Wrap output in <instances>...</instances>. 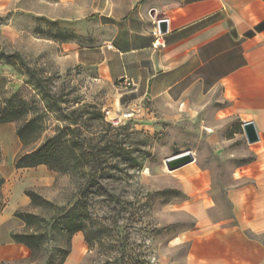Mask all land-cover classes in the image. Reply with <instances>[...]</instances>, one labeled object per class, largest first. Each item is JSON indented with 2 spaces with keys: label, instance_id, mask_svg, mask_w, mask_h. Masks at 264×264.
Instances as JSON below:
<instances>
[{
  "label": "rangeland",
  "instance_id": "374dc122",
  "mask_svg": "<svg viewBox=\"0 0 264 264\" xmlns=\"http://www.w3.org/2000/svg\"><path fill=\"white\" fill-rule=\"evenodd\" d=\"M87 19L88 0H0V114L24 126L21 153L68 125L80 127L74 136L86 139L91 151L88 161L71 159L62 138L53 161L85 167L54 170L39 164L18 170L5 184L0 175L1 210L12 202L21 205L18 211L39 217L34 228L19 217L8 227L38 229L43 237L37 252L23 244L3 263L60 264L64 258L62 264H188L190 242L200 227L185 207L206 202L217 206L210 210L212 219L228 216L230 176L256 155L238 118L210 121L198 134L179 125L156 132L141 126L138 109L123 100L117 84L72 58L70 43L76 39L67 21L84 31ZM133 110V116L125 115ZM193 125L197 128L198 121ZM185 150L195 160L168 170L166 158ZM203 174L210 189L190 197L186 185H202L194 177ZM87 180L88 193L82 195ZM28 190L39 197L32 201ZM79 226L82 230L73 232ZM5 233L0 230V238Z\"/></svg>",
  "mask_w": 264,
  "mask_h": 264
},
{
  "label": "crops",
  "instance_id": "0c3cea01",
  "mask_svg": "<svg viewBox=\"0 0 264 264\" xmlns=\"http://www.w3.org/2000/svg\"><path fill=\"white\" fill-rule=\"evenodd\" d=\"M67 22L74 61L117 84L149 132L179 125L198 134L210 121L238 118L246 138L243 124L255 123L259 140L247 142L256 156L230 176L229 215L212 219L217 206L206 202L185 207L200 227L187 261L264 264V0H88V29ZM156 31L165 45L155 44ZM18 129L15 120L0 121L4 184L22 169L15 166L24 144ZM194 178L202 185L188 182L190 197L210 189L208 175ZM20 207L10 202L0 211V263L23 246L8 227Z\"/></svg>",
  "mask_w": 264,
  "mask_h": 264
},
{
  "label": "trees",
  "instance_id": "16d2710c",
  "mask_svg": "<svg viewBox=\"0 0 264 264\" xmlns=\"http://www.w3.org/2000/svg\"><path fill=\"white\" fill-rule=\"evenodd\" d=\"M0 121H14L13 119H7L3 118V115L0 114ZM76 124V123H73ZM80 127H71V125H68L66 128L62 129L60 133H57L56 135L49 137L46 139L44 143H42L38 148L26 152L20 156H18L15 166L17 168H26V167H33L39 164H47L50 168L54 170H70V169H77L81 167H85V164H75L70 167V165H67L66 167L55 163L53 160L55 158V153L53 151L54 146L56 143L62 142V138H65L63 141L67 142V146H69V155L71 159L78 160L83 159L88 161V157L91 155L90 147L86 143V139H81L78 137V135L74 136L75 134H78L80 131ZM70 133L72 135L71 137H65L67 134ZM18 133L22 139L23 143L27 142V139L24 134V126L20 127L18 129ZM109 148L115 150L116 145L114 142L109 141ZM88 180L85 181L84 185L82 186L81 193L82 195H86L88 193ZM27 195L32 198V201H35L39 196L36 191L28 190ZM83 202V196L79 200V203ZM1 211V207H0ZM15 215L19 218H21L26 225L30 226L31 228H34V222L39 219V217L30 212H23V211H17ZM82 230V226L77 227L74 229L73 232ZM13 240L15 242L22 243L26 245L28 248L31 249L32 253L37 252L42 247V241L43 237L41 232H39L38 229L31 231V232H14L12 234ZM67 253V252H66ZM64 262V258L61 260L60 264ZM0 264H4L3 262ZM51 264V263H48Z\"/></svg>",
  "mask_w": 264,
  "mask_h": 264
},
{
  "label": "water",
  "instance_id": "95a60500",
  "mask_svg": "<svg viewBox=\"0 0 264 264\" xmlns=\"http://www.w3.org/2000/svg\"><path fill=\"white\" fill-rule=\"evenodd\" d=\"M160 33L167 30V21L162 20L159 23ZM244 132L249 143H254L259 140L258 130L253 121L245 122L243 124ZM195 160V155L191 150H185L166 158L165 163L168 170L173 171L183 167Z\"/></svg>",
  "mask_w": 264,
  "mask_h": 264
},
{
  "label": "built area",
  "instance_id": "2783aa9c",
  "mask_svg": "<svg viewBox=\"0 0 264 264\" xmlns=\"http://www.w3.org/2000/svg\"><path fill=\"white\" fill-rule=\"evenodd\" d=\"M156 34L158 35V37H157V39H156L155 44H156V45H165V43L162 42V41L160 40V39H161V38H160V37H161V36H160L161 34L158 33V31H156ZM131 83H132V82H131L130 80H127V81H126V85H131ZM135 112H136L135 110H133V111H131V112H126L125 115H126L127 117H130V116H133V115L135 114Z\"/></svg>",
  "mask_w": 264,
  "mask_h": 264
}]
</instances>
